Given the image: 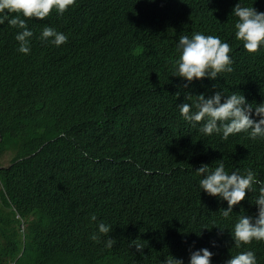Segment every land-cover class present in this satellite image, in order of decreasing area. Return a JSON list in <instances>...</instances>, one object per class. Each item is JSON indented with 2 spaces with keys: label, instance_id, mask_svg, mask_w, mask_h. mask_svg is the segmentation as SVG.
Instances as JSON below:
<instances>
[{
  "label": "trees",
  "instance_id": "obj_1",
  "mask_svg": "<svg viewBox=\"0 0 264 264\" xmlns=\"http://www.w3.org/2000/svg\"><path fill=\"white\" fill-rule=\"evenodd\" d=\"M164 1L75 0L62 15L53 10L44 20L26 21L33 32L28 54L18 51L15 36L21 30L7 21L0 25V166L5 167H0V180L9 196L46 220L61 240L65 248L57 264H162L169 256L190 264L191 254L179 241L204 244L216 224L199 228L208 216L199 208L194 228L185 221L182 229L176 224L151 232L156 199L148 190L149 178L131 184L138 180L136 167L125 162L135 153L132 146L139 147L125 120L140 108L138 102L151 100V87L162 99L186 81L172 77L175 58H169L176 55L174 42L182 34L214 35L231 44L235 62L258 71L239 69L236 75L250 96L259 95L257 105L264 101V57L238 51V18L230 16L231 7L199 17L192 10L166 9ZM244 1L264 12L263 0ZM46 26L66 35L67 42L57 47L41 40ZM220 78L210 86L224 82ZM95 97L106 99L94 103ZM236 146L232 138L222 161L230 174L239 170L243 175L246 167L236 165ZM251 170L264 181V169ZM116 174L112 186L97 189ZM253 188L247 193L259 194V184ZM199 200L208 201L201 192ZM100 223L110 226L107 235L99 233ZM109 238L116 243L103 248ZM133 240L144 245L143 254L131 246ZM15 251L11 243L0 244V264L14 260Z\"/></svg>",
  "mask_w": 264,
  "mask_h": 264
},
{
  "label": "clouds",
  "instance_id": "obj_2",
  "mask_svg": "<svg viewBox=\"0 0 264 264\" xmlns=\"http://www.w3.org/2000/svg\"><path fill=\"white\" fill-rule=\"evenodd\" d=\"M74 4L75 0H0V25L7 21L9 26L21 30L15 36L20 45L18 51L28 54L33 32L28 30L26 21L44 20L53 10L62 15ZM162 4L175 13L192 10L191 14L199 17H214L213 11L220 14L231 7L230 16L238 18L234 25L238 51L242 48L252 55L261 52L264 57V12L257 11L254 3L166 0ZM176 31L185 32L179 27ZM40 38L57 47L68 39L47 26ZM174 45L177 53L169 57L175 58L172 77L186 81H179L172 93L162 99L158 98L156 88L151 87V100L138 102L140 108L125 120L132 126L139 147L136 151L132 146L135 153L125 162V166L136 167L138 180L131 184L139 186L149 178L148 190L156 199L155 218L148 228L157 232L156 227L178 224V229H182L185 221L194 228L202 208L208 216L198 227L216 224L204 244L197 240L189 246L179 241L191 254L190 264H264V181L258 180L251 170L259 173L264 169V101L257 105L259 95L250 96L236 76L239 69L246 74L258 71L236 63L235 55H229L231 44L222 42L218 36L193 33L189 37L186 33ZM218 78L224 82L210 86ZM105 99L95 97L92 102L101 103ZM139 136L143 138L138 139ZM108 138L106 135L105 142ZM232 138L237 139L236 165L246 167L243 175L235 169L230 174L222 161ZM239 139L247 144H240ZM88 157L103 163L96 156ZM116 178L117 174L106 183L102 181L97 189L109 188ZM255 184H259V194L247 193L255 190ZM200 192L208 201L200 202ZM212 204L218 208L219 217ZM96 219L93 214L91 220ZM223 223L226 226L221 229ZM98 230L107 235L111 229L100 223ZM171 231L174 230L167 229ZM91 239L99 242L96 234ZM7 243L16 248L15 259L8 264H57L65 248L46 220L20 206L0 180V244ZM115 243L114 238H109L102 247L112 248ZM132 245L143 254L142 243L133 240ZM162 264L184 262L169 256Z\"/></svg>",
  "mask_w": 264,
  "mask_h": 264
}]
</instances>
